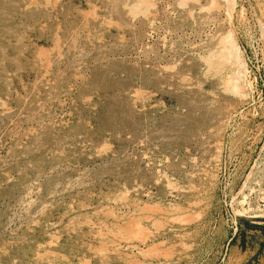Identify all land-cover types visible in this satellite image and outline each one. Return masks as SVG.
I'll list each match as a JSON object with an SVG mask.
<instances>
[{"label":"rangeland","instance_id":"rangeland-1","mask_svg":"<svg viewBox=\"0 0 264 264\" xmlns=\"http://www.w3.org/2000/svg\"><path fill=\"white\" fill-rule=\"evenodd\" d=\"M0 264H264V0H0Z\"/></svg>","mask_w":264,"mask_h":264},{"label":"bare ground","instance_id":"bare-ground-1","mask_svg":"<svg viewBox=\"0 0 264 264\" xmlns=\"http://www.w3.org/2000/svg\"><path fill=\"white\" fill-rule=\"evenodd\" d=\"M228 35V34H227ZM220 40H221V38H220ZM223 40H225V41H223V43H224V45H225V43H229V45L230 44H232L231 43V40H229V37L227 38H224ZM227 43V44H228ZM229 48H230V46H229ZM226 48V49H223V50H221V52L219 53V54H216V55H214V56H211L210 57V59L208 60L207 59V61L209 62V64L210 65H218V64H216L217 62H219V63H221V61L223 62V61H230L232 64H236L237 62H238V58H237V56H236V54H234L233 53V49L232 48ZM207 58V57H206ZM227 63V62H226ZM220 65V64H219ZM230 76V75H229ZM233 76H231V79H232V82H235L236 80H235V78H232ZM229 78V77H228ZM230 79V78H229ZM227 81H230V80H228L227 79ZM229 83V82H228ZM229 85V84H228ZM231 85V84H230ZM231 86H233V85H231Z\"/></svg>","mask_w":264,"mask_h":264}]
</instances>
